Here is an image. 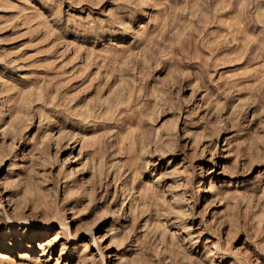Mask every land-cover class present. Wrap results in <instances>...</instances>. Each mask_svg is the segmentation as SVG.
<instances>
[{"label":"rangeland","instance_id":"rangeland-1","mask_svg":"<svg viewBox=\"0 0 264 264\" xmlns=\"http://www.w3.org/2000/svg\"><path fill=\"white\" fill-rule=\"evenodd\" d=\"M0 264H264V0H0Z\"/></svg>","mask_w":264,"mask_h":264}]
</instances>
